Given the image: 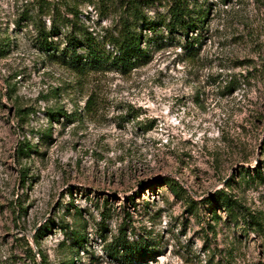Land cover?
<instances>
[{
  "label": "rangeland",
  "instance_id": "obj_1",
  "mask_svg": "<svg viewBox=\"0 0 264 264\" xmlns=\"http://www.w3.org/2000/svg\"><path fill=\"white\" fill-rule=\"evenodd\" d=\"M39 1L0 0V264H264V0H189L195 56L145 29L146 64L85 75L37 50ZM125 1L57 11L102 39ZM220 191L258 234L207 202Z\"/></svg>",
  "mask_w": 264,
  "mask_h": 264
},
{
  "label": "trees",
  "instance_id": "obj_2",
  "mask_svg": "<svg viewBox=\"0 0 264 264\" xmlns=\"http://www.w3.org/2000/svg\"><path fill=\"white\" fill-rule=\"evenodd\" d=\"M58 1L40 0L38 11L32 17L28 16L27 21H30L35 33L34 43L37 50L73 73L85 75L89 72L112 70L127 73L146 64L150 56L146 48L142 47L144 42L142 31L145 29L156 35L162 28L169 35V40L172 39L173 34H179L184 39L182 46L184 51L191 57L195 56L194 44L200 40L198 37L189 38L188 35L193 31H202L204 12L192 10L189 0H168L167 13L158 16L155 20L148 18L144 9L163 0L125 1L121 6L122 15L117 29L113 34L102 39L95 38L85 28L77 26L76 23L59 14L57 11ZM45 16L49 17L50 27L48 29L40 19ZM55 38L56 40H54ZM106 47L111 49L108 51ZM21 151L25 154L30 151V147L25 146V150ZM243 174L247 178L253 179L249 171L244 170ZM260 175L258 173V177H261ZM165 185L169 186L175 195L177 194L178 188L173 186L170 181L165 180ZM207 202L209 204L219 203L224 207L229 220L236 222V219L240 217L242 224L248 227V230L258 234L261 227L259 219L225 192H216L207 199ZM213 215L215 219H218L215 213ZM120 244L126 245L124 238L116 239L115 251L120 247ZM26 246L34 261L29 244L27 243ZM132 251H135L136 257H142L144 254L143 248L136 247ZM43 259L42 263H45V258Z\"/></svg>",
  "mask_w": 264,
  "mask_h": 264
}]
</instances>
